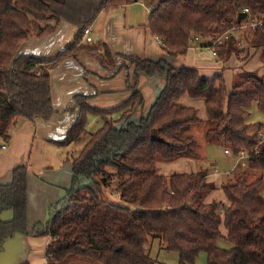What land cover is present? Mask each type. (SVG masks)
<instances>
[{"label": "trees", "instance_id": "1", "mask_svg": "<svg viewBox=\"0 0 264 264\" xmlns=\"http://www.w3.org/2000/svg\"><path fill=\"white\" fill-rule=\"evenodd\" d=\"M138 1L0 0L1 143L10 140L19 120L51 117L49 71L64 59L86 55L104 70L115 69L111 52L101 43L86 42L84 31L100 12ZM244 9L249 14L238 22ZM148 11L146 27L169 57L186 55L197 40L222 63L232 55L246 61L255 50L261 53L262 74L237 73L229 90L222 73L203 78L193 67H173L163 59L116 55L122 60L117 72L133 71V82L127 80L125 88L130 96L108 110L74 96L76 120L57 145L79 149L69 157L70 186L48 209L47 220L28 227L26 166L12 171L9 184H0V253L17 236H48L47 264H153L148 245L156 240L177 253V264H195L200 253L206 264H264L263 179L248 181L241 173L218 189L208 181L207 170L165 177L157 167L158 162L196 161V130L201 128L203 144L221 145L233 158L243 152L250 171L264 172V124L251 119L254 112L264 117V0H157ZM249 17L261 26H243ZM62 21L76 33L55 56L17 53L29 37L53 34ZM141 75L163 77L164 87L147 114L134 122L143 106ZM182 96L203 103L204 120L197 109L180 104ZM115 113L119 117L111 118ZM89 114L102 116L95 132L86 131ZM113 181L117 202L92 189H107ZM215 191L223 200L205 203ZM7 212L11 217L3 221Z\"/></svg>", "mask_w": 264, "mask_h": 264}, {"label": "crops", "instance_id": "2", "mask_svg": "<svg viewBox=\"0 0 264 264\" xmlns=\"http://www.w3.org/2000/svg\"><path fill=\"white\" fill-rule=\"evenodd\" d=\"M148 16V6L144 0L100 12L89 27L90 44L101 43L106 46L114 56L115 69L104 70L97 61L86 55H80L76 59H64L49 71L53 108L51 117L47 121L40 118L32 121L19 120L10 131V140L6 143L0 142V184L11 182L12 171L16 167H27L29 229L35 223H44L47 220L48 209L61 199L64 191L70 186L69 157L75 154L77 149L73 153V148H79V145L59 147L57 142L64 140L76 120L78 109L75 107L74 96L88 97L87 103L101 110L118 107L130 96L125 88L127 80L133 82V71L130 68L128 72H117L122 60L116 55L135 56L151 61L163 59L173 67H193L203 78H212L215 74L222 73L226 82V73H230L229 69L242 72L248 67L250 59L259 53L251 50L248 60L243 62L232 55L226 63H222L216 60L211 50L200 48L197 40L191 44L186 55L169 57L146 27ZM75 33L74 26L62 21L53 34L42 38L29 37L19 46L17 53L37 58H52L73 41ZM163 87V77L139 76L138 90L143 97V106L135 112L132 121L138 122L147 114ZM179 102L183 106L197 109L199 118L205 119V113L203 115L201 113L204 111L201 101H193L188 96H182ZM119 114L115 113L110 117L117 119ZM88 121L99 123L101 126L102 116L89 114L87 124ZM3 145L5 149L2 148ZM237 157L233 158V170L237 165ZM172 164L175 168L169 164H157L159 173L168 177L174 173L193 172L190 169L186 170L191 164L186 159L176 160ZM229 172H232V169L226 173ZM217 174L216 170L211 173L208 181ZM215 185H218V182ZM221 200L223 197L220 191L212 192L204 199L205 203ZM49 240L48 236H17L8 240L0 253V264H47L44 254Z\"/></svg>", "mask_w": 264, "mask_h": 264}, {"label": "rangeland", "instance_id": "3", "mask_svg": "<svg viewBox=\"0 0 264 264\" xmlns=\"http://www.w3.org/2000/svg\"><path fill=\"white\" fill-rule=\"evenodd\" d=\"M145 2H148V5L156 3L157 0H144ZM147 5V6H148ZM244 26L245 24L242 23ZM233 36L237 38V34L233 33ZM261 56V53H257L252 59H250L248 63V67L246 69H243V72H255L258 75L262 74V68H261V62L259 61V57ZM246 58V57H245ZM230 73H226V87L230 90L233 84V78L234 75L237 73V69H229L228 70ZM237 72V73H236ZM202 115L204 114V111L202 112ZM255 113V112H254ZM252 115L251 119L253 122H263L264 117L259 115V114H254ZM100 126L99 123L91 122L88 121L87 128L86 130L88 132H94L97 130V128ZM201 128L196 130V137L197 141L199 144V157L196 161L192 159H186L190 161L189 167L186 168V170H191L193 172L198 171V170H207L209 174L214 173L215 170L218 172L216 177H211L212 183L216 184L218 182V185H216V188H220L224 184L228 182H233L234 179L239 176L241 173H245L247 175L248 181H254L256 179H263V186L260 190L261 196L264 198V172L256 173L253 171H250L247 166L245 165V162L242 160L239 163H236V168L233 170V157L229 154H225L224 150L225 148L222 147L221 145H218L216 143H207L203 144L202 142V136L200 133ZM78 147V146H77ZM75 149L79 148H73V153L76 151ZM193 163H192V162ZM173 162H158V164L163 163V164H169L170 167H173ZM244 163V165L242 164ZM232 169V172L226 173L227 171H230ZM116 181H113L111 185L107 188L104 189L102 186L98 187H92L91 183H86V185L91 186L92 189L95 192H99L100 195L104 196L107 198L109 201L112 202H117L118 198L115 195L114 187H115ZM11 217L10 213H5L1 219L3 221L9 220ZM45 237V236H44ZM221 245H227L225 242H221ZM148 253L150 256V259L152 260L153 264H177L178 263V255L175 252H169L166 251L163 247L159 245V243L156 240L150 241L148 245ZM195 264H206V256L204 253H200L196 259Z\"/></svg>", "mask_w": 264, "mask_h": 264}, {"label": "built area", "instance_id": "4", "mask_svg": "<svg viewBox=\"0 0 264 264\" xmlns=\"http://www.w3.org/2000/svg\"><path fill=\"white\" fill-rule=\"evenodd\" d=\"M243 13H245L246 15L249 14V12H248L247 9H244V10H243ZM244 24H245L244 26H246V27H250V28H252V29H255L256 27L261 26V23H260L259 21H253L250 17L246 19V21L244 22ZM90 33H91L90 28H87V29L84 31V40H85L86 42H88V43L91 42ZM158 42H159V41H158ZM217 44H221V39H219V40L217 41ZM262 123L264 124V121H263ZM262 141H264V134H263V133H260V143H261ZM2 148L5 149V146L3 145ZM224 153L230 155V153H229L228 150H225ZM246 157H247V156L245 155V153H243V152L240 153L239 156L237 157V160H238L237 163H238L239 161H241V160L246 159Z\"/></svg>", "mask_w": 264, "mask_h": 264}, {"label": "water", "instance_id": "5", "mask_svg": "<svg viewBox=\"0 0 264 264\" xmlns=\"http://www.w3.org/2000/svg\"><path fill=\"white\" fill-rule=\"evenodd\" d=\"M246 18V14L245 13H241L238 15V22H241L243 19Z\"/></svg>", "mask_w": 264, "mask_h": 264}]
</instances>
